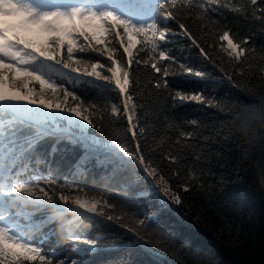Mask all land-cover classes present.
Listing matches in <instances>:
<instances>
[{
  "label": "snow or ice",
  "instance_id": "snow-or-ice-1",
  "mask_svg": "<svg viewBox=\"0 0 264 264\" xmlns=\"http://www.w3.org/2000/svg\"><path fill=\"white\" fill-rule=\"evenodd\" d=\"M225 10L258 22L264 32V4L260 0H160L155 7L150 0H136L135 4L132 0H0V264H68L65 259H56L54 249L50 254L44 247L54 231L39 242L30 238L51 221H60L73 241L70 251L78 256L93 253L98 240L74 236L73 226H79L76 220L98 223L93 218H99L145 240L139 232L144 219L118 210L102 191L61 183L51 173L39 171L48 139L55 141L47 153L49 160L58 152L69 153L79 147L82 155L74 165L77 170L95 160L103 167L107 184L123 186L129 184V171L139 170L152 186L151 195L164 198L162 208L168 207L167 201L181 204V197L160 168L163 160L177 164L179 158L171 151L172 145L160 153V160L151 157L156 145L150 143L148 129L141 123V106L131 90V69L133 65L150 68L155 75L148 83L154 80V87L164 91L169 89L170 76L206 78L207 73L178 64L171 54L167 45L182 38L237 87L222 67L223 59L217 63L210 54L209 47L214 50L215 45L205 46L207 34L226 41L220 51L240 66L236 69L239 75H244L243 65L251 71L249 57H257L258 50L251 46L252 37L237 39L226 25L221 26L216 17ZM193 20L198 22L200 35L190 27ZM117 44L123 50L119 54ZM259 60L258 70L264 74V52L259 53ZM79 84L93 88L107 85L117 101H90L75 87L67 86ZM172 99L181 104L194 101L221 113L227 107L203 94L189 96L179 90ZM106 126L110 131L105 132ZM176 130L174 145L188 147L192 133ZM62 143L69 147L59 148ZM33 163L37 167H32ZM188 175L196 179L194 172ZM183 191L189 187L185 185ZM29 208L50 210L52 216L34 220ZM69 213L74 220L65 219ZM71 264L78 261L73 259Z\"/></svg>",
  "mask_w": 264,
  "mask_h": 264
},
{
  "label": "trees",
  "instance_id": "trees-1",
  "mask_svg": "<svg viewBox=\"0 0 264 264\" xmlns=\"http://www.w3.org/2000/svg\"><path fill=\"white\" fill-rule=\"evenodd\" d=\"M150 2L155 7L160 0ZM260 2L264 4V0ZM156 18L159 19L158 16ZM143 19L147 21L149 17ZM216 19L221 21V26L226 25L237 39L252 37L251 46L258 50L257 57H249L251 71L247 70L248 65H243L246 70L244 75H239L236 69L240 66L229 62L220 51L221 46L226 47V41H219L218 36L212 33L207 34L205 46L215 45L214 50L209 47L210 54L217 63L223 59L222 67L233 76L237 87L230 85L218 68L204 61L198 50L182 38H176L174 43L167 45L171 54L178 64L207 73L206 78L170 76L167 78L169 89L164 91L154 87V80L152 84L148 83L155 75L150 68L133 65L131 69L134 82L131 90L141 106V123L148 129L150 143L156 145L151 157L154 161L160 160V153L167 152L172 145L171 151L179 158L177 164L163 160L160 168L172 190L181 197L180 205L167 201L168 207L162 208L161 200L164 198L151 195L152 186L139 170L129 171L127 186L107 184L103 179V167L95 160L86 162L80 170L74 167L82 155L79 147L72 148L69 153L58 152L49 160L47 153L55 141L48 139L44 142L45 162L38 166L42 174L51 173L61 183L80 185L93 192L102 191L118 205V210H125L145 221L143 226H139L140 234L145 237L141 241L112 222L95 217L93 220H98V223L76 220L79 226H73L74 236L98 240L97 248L87 256L71 252L73 241L68 239L67 231L61 227L60 221H51L39 233L30 234V238L39 242L44 235L54 231L55 234L44 241V247L50 254L54 249L57 260L65 259L68 264L73 259L78 264H264V188L258 184L252 170L239 159L238 141L225 129L226 112L221 113L194 101L181 104L172 99L175 91L179 90L189 96L203 94L229 106L237 100L250 103L253 99L250 93L264 92V74L257 67L260 64L259 53L264 52V32L260 31L259 23L226 10ZM169 25L176 28L174 22H169ZM190 27L200 35L198 22L190 21ZM216 31L219 32L220 27ZM117 49L118 54L123 51L118 44ZM67 86L75 87L90 101H117L116 94L107 85L102 88L87 84ZM193 120L197 121L196 125L191 124ZM169 124L173 127L169 128ZM116 127L123 130L121 125ZM177 128L192 133L186 142L188 147L174 145L178 138ZM91 131L95 133L94 129ZM108 131L110 129L106 126L105 132ZM153 135L159 139L151 140ZM58 147L69 146L62 143ZM32 167L37 165L33 163ZM189 172H194L196 179H192ZM185 185L189 187L187 192L183 191ZM28 211L34 213L33 219L37 221L41 217L52 216L50 210L35 212L29 208ZM65 219L74 220L75 217L69 213Z\"/></svg>",
  "mask_w": 264,
  "mask_h": 264
},
{
  "label": "clouds",
  "instance_id": "clouds-1",
  "mask_svg": "<svg viewBox=\"0 0 264 264\" xmlns=\"http://www.w3.org/2000/svg\"><path fill=\"white\" fill-rule=\"evenodd\" d=\"M250 103L232 102L226 107V131L238 141L239 159L264 188V92L250 93Z\"/></svg>",
  "mask_w": 264,
  "mask_h": 264
},
{
  "label": "rangeland",
  "instance_id": "rangeland-1",
  "mask_svg": "<svg viewBox=\"0 0 264 264\" xmlns=\"http://www.w3.org/2000/svg\"><path fill=\"white\" fill-rule=\"evenodd\" d=\"M133 4H135V3H133ZM127 42V41H126Z\"/></svg>",
  "mask_w": 264,
  "mask_h": 264
}]
</instances>
